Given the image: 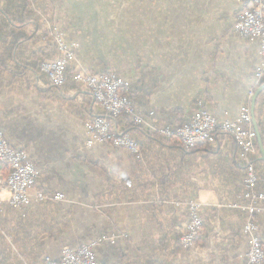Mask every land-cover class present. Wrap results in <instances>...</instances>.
<instances>
[{
  "label": "crops",
  "instance_id": "obj_1",
  "mask_svg": "<svg viewBox=\"0 0 264 264\" xmlns=\"http://www.w3.org/2000/svg\"><path fill=\"white\" fill-rule=\"evenodd\" d=\"M30 1L37 19L24 23V0H0V131L38 166L35 189L65 199L0 208V264H45L92 242L107 264H245L248 215L232 206L247 173L240 147L219 134L188 151L156 132L191 117L199 100L219 123L252 100L261 44L235 32L244 1ZM50 26L77 43L85 68L110 67L133 86L144 121L117 122L141 157L109 141L87 145L86 122L101 113L88 90L47 89L35 64L58 55ZM258 100L264 125V93ZM254 163L264 176L260 150ZM192 200L202 204L204 232L184 247ZM256 221L264 234V215Z\"/></svg>",
  "mask_w": 264,
  "mask_h": 264
},
{
  "label": "built area",
  "instance_id": "obj_2",
  "mask_svg": "<svg viewBox=\"0 0 264 264\" xmlns=\"http://www.w3.org/2000/svg\"><path fill=\"white\" fill-rule=\"evenodd\" d=\"M235 32L243 38L260 40L261 63L254 72L256 86L264 79V0H243ZM56 44L58 55L44 61L41 71L46 74L49 85L62 87L67 81L68 68H73L76 85L88 90L93 101L100 107L101 113L86 122L92 139L90 147L96 141H109L124 148L137 157H141L142 148L130 133L119 126L117 120L123 114L130 116L132 123H143L144 116L133 103L130 95V82L116 72L93 71L85 68L78 60L77 43L67 42L64 33L58 28L49 29ZM254 92H251V99ZM152 114H154L152 112ZM159 134L176 138L188 151L200 145L217 144L219 134H230L240 147L241 156L247 162L242 201L232 204L248 215L243 231L250 238V249L245 264H264V234L259 232L256 217L264 215V189L258 188L259 176L254 157L259 154L257 135L253 125L251 101L244 106L241 114L232 121L219 123L208 111L204 100L197 102L189 119L178 125H165L156 129ZM264 144V137H263ZM40 170L30 159L26 149L12 146L9 139L0 131V208L5 204L13 208H22L34 202H60L65 199L63 193L47 192L35 189ZM202 204L197 200L189 202V221L186 231L180 238L181 245L190 247L198 241L204 232ZM45 264H107L98 259L96 242L84 244L76 249L66 248L61 259H48Z\"/></svg>",
  "mask_w": 264,
  "mask_h": 264
},
{
  "label": "trees",
  "instance_id": "obj_3",
  "mask_svg": "<svg viewBox=\"0 0 264 264\" xmlns=\"http://www.w3.org/2000/svg\"><path fill=\"white\" fill-rule=\"evenodd\" d=\"M30 5H31V1L30 0H24V23H27V22H30V21H36V19H37V17H36V12L35 11H33L31 8H30ZM52 59V58H51ZM44 61H46V60H39V61H37L36 62V64H35V70L39 73V72H41V64L44 62ZM102 72H116L114 69H111L110 67H108V68H106V69H104V70H102ZM117 73V72H116ZM42 77L43 76H45V77H47L46 76V74H44L43 72H42V75H41ZM48 78V77H47ZM264 82V79H263V81H262V83ZM67 83H73V84H75V86H76V83H75V81H74V78H73V71H72V69L71 68H68V71H67V81H66V83L63 85V86H65ZM261 83V84H262ZM62 86V87H63ZM62 87H55V86H53V85H50L49 86V88H47V89H52V88H57V89H59V88H62ZM264 93V90L260 93V95H259V97L258 98H260L261 97V95ZM133 86L131 85L130 86V89H129V95H130V97H131V99H132V101H133ZM133 103H134V101H133ZM258 103H259V100H258ZM135 104V103H134ZM259 105V104H258ZM257 105V109H256V116H257V120H258V125H259V128H260V131H261V133H262V135H263V137H264V125H263V123H261V115H262V111H261V108L259 107ZM122 116H124V117H126V118H128V119H130V121L129 122H132V120H131V118H130V116H128V115H126V114H123V115H121L120 117H122ZM119 117V118H120ZM189 119V117L188 118H186L184 121H182V122H177L176 124H168V125H178V124H180V123H183V122H185V121H187ZM119 120V119H118ZM175 123V122H174ZM133 124V123H132ZM132 124L130 123V125L132 126ZM140 125V124H139ZM133 126H134V124H133ZM136 126H138V125H136ZM126 130L129 132V127H127L126 128ZM169 138H172V137H169ZM256 143H257V146H258V148H259V145H258V141L256 140ZM204 145V144H203ZM254 161V160H253ZM256 170H257V168H256ZM257 172H258V170H257ZM258 176H259V182H258V188L259 189H264V176H262L259 172H258Z\"/></svg>",
  "mask_w": 264,
  "mask_h": 264
},
{
  "label": "water",
  "instance_id": "obj_4",
  "mask_svg": "<svg viewBox=\"0 0 264 264\" xmlns=\"http://www.w3.org/2000/svg\"><path fill=\"white\" fill-rule=\"evenodd\" d=\"M263 90H264V82L256 89V91L254 92V94L252 96V100H251L253 125H254L255 131H256L259 150H260V154L262 156V160H264V144H263V136H262V133L260 131V128L258 125V120L256 117V105H257L258 97Z\"/></svg>",
  "mask_w": 264,
  "mask_h": 264
},
{
  "label": "rangeland",
  "instance_id": "obj_5",
  "mask_svg": "<svg viewBox=\"0 0 264 264\" xmlns=\"http://www.w3.org/2000/svg\"><path fill=\"white\" fill-rule=\"evenodd\" d=\"M112 69V68H111ZM49 87V86H48Z\"/></svg>",
  "mask_w": 264,
  "mask_h": 264
}]
</instances>
